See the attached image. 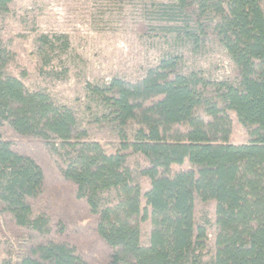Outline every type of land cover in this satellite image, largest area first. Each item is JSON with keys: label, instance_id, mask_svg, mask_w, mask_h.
<instances>
[{"label": "trees", "instance_id": "obj_1", "mask_svg": "<svg viewBox=\"0 0 264 264\" xmlns=\"http://www.w3.org/2000/svg\"><path fill=\"white\" fill-rule=\"evenodd\" d=\"M106 1L159 55L86 83L83 118L0 31V264H264V0ZM210 46L223 79L187 65ZM33 47L41 74L56 44Z\"/></svg>", "mask_w": 264, "mask_h": 264}, {"label": "rangeland", "instance_id": "obj_2", "mask_svg": "<svg viewBox=\"0 0 264 264\" xmlns=\"http://www.w3.org/2000/svg\"><path fill=\"white\" fill-rule=\"evenodd\" d=\"M119 18V6L106 0H13L0 31L4 41L11 40L16 55L13 73L26 72L25 86L46 92L83 118L86 83L116 75L132 79L139 68L158 58L155 50L146 49L138 37L122 30ZM37 35L48 36L56 44L41 74L36 66L42 62L32 56ZM186 58L187 65L212 79L230 75L228 58L216 46ZM244 138L243 131L237 130L236 141L242 143Z\"/></svg>", "mask_w": 264, "mask_h": 264}]
</instances>
